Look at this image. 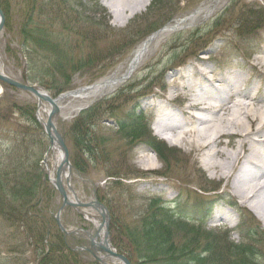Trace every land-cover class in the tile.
<instances>
[{
  "label": "rangeland",
  "instance_id": "374dc122",
  "mask_svg": "<svg viewBox=\"0 0 264 264\" xmlns=\"http://www.w3.org/2000/svg\"><path fill=\"white\" fill-rule=\"evenodd\" d=\"M152 1L145 7L134 6L121 14L125 0H96L101 8L95 10L89 0H0L5 18L0 33V68L9 77L20 81L23 75L30 74L33 65L25 56L22 35H28L26 32L30 28L38 27L65 38L68 50L73 54L97 50L105 58H110L102 62L105 70L97 76H91L88 69H80L61 91L87 86L91 81L95 83L112 75L119 67L125 69L134 50L148 35L191 15L210 0ZM82 10L86 11V16L83 15L86 18L92 11L101 13L111 31L105 34L101 30L94 37L81 34L83 29L76 21ZM54 15L64 16V20L56 19ZM186 26L164 35L155 46L151 45L129 80L111 96L96 103L93 119L80 127L74 123L78 113L72 112L65 120L59 117L57 127L65 136L73 166L71 187L80 198L92 199L94 192L96 197H103L108 202L111 223L116 226H130L150 206L161 205L169 208L177 218L198 226L202 239L218 240L223 246L228 242L233 245L247 244L245 231L241 237L236 231L237 224L243 222L237 206L247 208L238 202L230 190L222 194L224 184L218 181V176L213 178L209 169L211 163L217 162L213 159L215 147L205 152L204 156L185 152L160 139L167 149L164 153L167 161L161 163L151 153L145 138L131 141L118 128L122 124L131 126L135 123L146 126L156 140H159L154 134L158 129V120L163 121L165 127L188 131L190 125L177 127L175 124V120L180 119L182 102L169 103L162 96L173 97L177 93L173 88L174 82L195 84L194 67L205 73L215 90L224 86L221 77L228 78L231 86L225 87L224 93L233 94L243 81L249 87L264 85V80L257 78L248 66L258 52H264V0H228L209 18ZM127 36L131 38L128 46L125 43ZM87 37L92 41H86ZM42 81L52 86L60 82L53 77L43 78ZM35 85L44 89L39 83ZM49 94L56 97L58 93L49 91ZM36 106L37 101L30 94L0 83L1 181L4 174L9 179L21 172L32 174L39 149L29 145L28 151L21 155L22 160L15 157L16 151L13 157H9L8 150L14 128L24 124L21 111L25 114L31 111L35 116ZM200 115L203 117L206 113ZM79 131L86 136L87 144L95 147L94 158L89 156L84 146L76 144ZM165 133L167 138L173 139L169 131ZM147 152L148 156H143ZM147 158H151V164L140 166ZM42 168L41 165V176ZM114 182L118 184L114 185ZM214 187L219 188L214 194L202 195V191H199V188L209 191ZM259 194L264 197V189ZM1 195L2 191L0 264H37L42 252L60 245L59 232L53 219L60 207L59 197L51 198L46 193L42 203L32 210L28 206H20V203L7 210ZM44 219L49 220L48 226ZM61 221L69 230L80 228L94 233L92 225L72 209L63 213ZM259 222L264 231V222ZM38 237H41L40 241ZM73 238L80 241L75 246L86 245L83 239ZM111 238L120 240L114 229H111ZM253 244L258 251L256 264H264V235Z\"/></svg>",
  "mask_w": 264,
  "mask_h": 264
},
{
  "label": "trees",
  "instance_id": "16d2710c",
  "mask_svg": "<svg viewBox=\"0 0 264 264\" xmlns=\"http://www.w3.org/2000/svg\"><path fill=\"white\" fill-rule=\"evenodd\" d=\"M89 4L93 10L100 8L96 0H89ZM259 13L262 15L261 12ZM86 14V11L82 10L76 21V23L80 22L83 29L81 34L94 37L99 35L101 30L105 34L111 31L108 23L101 17V13L92 11L87 18L84 17ZM54 17L64 20V16L61 15H54ZM26 33L28 35H22L24 53L27 61L33 65V69L29 75H23V80L39 83L54 93L65 89L73 74L80 69H88L91 76H97L102 70H105L102 62L110 59L105 58L97 50L93 53L89 50L86 54H73L68 50L65 38L43 31L38 27L30 28V31ZM85 40L92 41L88 37ZM125 43L128 46L131 43V38L127 36ZM46 77L57 78L60 82H56L55 86L47 85L42 81ZM95 109L96 105L81 113L74 122L75 126L81 127L86 121L93 119L96 114ZM21 115L25 121L23 125L14 128V137L11 140L8 155L13 157V152L16 151L15 157L22 160L21 155L28 151L29 145L38 148L39 151L34 159L32 174L21 172L18 175L16 173L18 176L13 179H9L8 175L4 174L3 181L0 180L1 198L5 201L7 210H12V207L18 203L22 207L28 206L29 210L38 205V202L35 203L36 205L30 203L35 199L37 201L38 198L41 185L38 164L47 147V139L35 121L33 112L25 114L21 111ZM119 131L122 134L126 133L125 138L131 141L145 138L146 143L156 152L160 160L163 163L167 161V157L164 156L167 150L165 145L152 138L145 126H139L136 123L131 126L122 124L119 126ZM85 137L79 131L76 144L84 146L89 156L94 158L96 149L87 144ZM117 184L114 182V185ZM50 194L53 192L50 191ZM100 199L108 204L103 197ZM242 218L241 233L245 231L244 237L248 240L247 245H233L228 242L223 246L218 240L202 239L199 227L190 224L188 220L177 218L170 211H164L160 205H153L130 226L120 227L111 223V229H114L120 237V240L117 241L113 238L112 244L132 264H256L255 259L258 257V252L253 243L258 242L264 234L251 215L244 212ZM41 220L43 221V219ZM58 236L60 245L55 249L49 248L47 252H42L39 255L38 264H98L88 260L85 255L70 250L62 235L58 233ZM38 240L40 241L41 237H38Z\"/></svg>",
  "mask_w": 264,
  "mask_h": 264
},
{
  "label": "bare ground",
  "instance_id": "6f19581e",
  "mask_svg": "<svg viewBox=\"0 0 264 264\" xmlns=\"http://www.w3.org/2000/svg\"><path fill=\"white\" fill-rule=\"evenodd\" d=\"M149 1L125 0L120 13L124 14L128 10H132L134 6L145 7ZM226 1L210 0L195 13L175 20L173 26L180 27L210 16ZM159 39L157 38L155 42L157 43ZM139 51L140 48L137 52ZM258 54L254 56L248 66L251 67L257 78L264 80V52L260 51ZM146 55L141 56L138 65L142 63ZM125 70L122 67L117 68L111 75L112 80L119 79ZM193 79L196 83L191 85L174 82L173 88L177 93L173 97L162 96L169 103L182 102L180 119L175 120V124L177 127L188 124L190 125L189 130L165 127L163 121L158 120L156 126L159 131L156 136L169 144L184 149L185 152L204 156L205 152L215 147L213 159L217 162L211 163L209 169L212 170L213 178L218 176V181L224 184L222 194L226 193V190H230L241 205L248 208L258 220L264 222V197L259 194L264 189V85L249 87L243 81L233 94L224 93L225 87L231 86L228 78L221 77V83L224 86L215 90L205 73L195 67L193 68ZM104 86L101 85L98 87L99 89L95 88L80 97H68L60 101V117L66 119L72 112L76 113L91 104L99 98L104 91ZM114 86L116 87L114 84L108 85V89ZM48 109L43 106V102H40L38 113L43 122L44 117L49 113ZM201 113H206V115L202 117ZM165 131H169L173 139L167 138ZM223 140H227V142ZM50 152L45 171L49 178L54 180L55 171L61 162V155L55 146ZM148 154V152L144 153L143 156L146 157ZM149 159L151 158H147L144 164L140 163V166L150 165ZM213 219H217V217H213ZM115 264L118 263L115 262Z\"/></svg>",
  "mask_w": 264,
  "mask_h": 264
},
{
  "label": "water",
  "instance_id": "95a60500",
  "mask_svg": "<svg viewBox=\"0 0 264 264\" xmlns=\"http://www.w3.org/2000/svg\"><path fill=\"white\" fill-rule=\"evenodd\" d=\"M3 25H4V16H3L2 11L0 10V31L2 30ZM170 30H172V29L166 27V28H163L162 30H160L156 33H153L144 41L143 46L145 47V45H147L149 42H151L158 34L165 32V31H170ZM136 64H137V61L133 60L130 67H129V70L127 71V73L125 75H123L117 81L118 84L123 83L124 81H126L129 78L131 73L134 71ZM0 82L33 95L38 101L45 102L51 108L50 112L47 115V120L42 125V127H43V130H44V132L48 138V141H49L50 146H49L48 151L51 150L55 146L57 149H59L60 155H61V162H60V165L58 166V169L56 172V174H57L56 181L53 183V186L57 189V191L59 192L61 199H62V206H61L60 210L58 211L56 218H55L59 229L65 235H67V232L65 231V229L60 224V215H61V212L65 208L72 207L76 210H78L79 208L94 210L100 216L101 223L96 228V233H95L94 237H90V249H88L87 251L89 252V254L94 259L98 260L101 264H105V263H104L103 259H101L100 257L97 256V253L99 251L105 252L106 254H108L113 259L119 261L121 264H130L125 257L117 254L114 250H111V245L109 242V231H108L109 213H108L106 207L103 204H101L100 202H98L97 200H94L91 202H84V203L80 202L77 199V197L73 194L72 195H73L74 201L70 200V198L68 196V193L71 192L70 185H69L70 169H71V166L69 163V155H68V150H67V147L65 145L64 139L58 133V131L56 129V121H57V118L59 116V106L57 105L58 101H60L63 98H66V97H76V96H80L82 94H87L90 91H92L93 89L98 88L97 87L98 85L94 84V85H91L88 87L76 89L74 91L64 93L55 99H52L45 91L41 90L40 88H37L34 85L23 84V83L15 80V79H12V78L8 77L7 75H5L1 70H0ZM109 83L110 82L107 81L106 84H109ZM110 93H111V91L110 92L105 91L102 95H108ZM38 104H40V102H38ZM65 171H67V174H65ZM61 175L65 176V184L64 185L61 182ZM86 234L89 235L88 233H86ZM97 241H99V243H97Z\"/></svg>",
  "mask_w": 264,
  "mask_h": 264
}]
</instances>
